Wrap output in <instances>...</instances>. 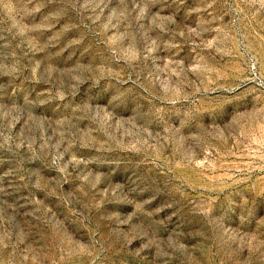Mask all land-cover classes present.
<instances>
[{"label": "rangeland", "instance_id": "rangeland-1", "mask_svg": "<svg viewBox=\"0 0 264 264\" xmlns=\"http://www.w3.org/2000/svg\"><path fill=\"white\" fill-rule=\"evenodd\" d=\"M0 264H264V0H0Z\"/></svg>", "mask_w": 264, "mask_h": 264}]
</instances>
